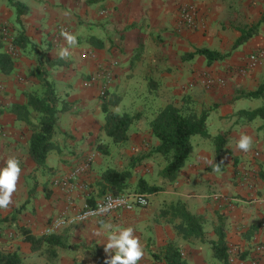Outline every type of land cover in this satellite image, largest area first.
Segmentation results:
<instances>
[{"label":"crops","instance_id":"1","mask_svg":"<svg viewBox=\"0 0 264 264\" xmlns=\"http://www.w3.org/2000/svg\"><path fill=\"white\" fill-rule=\"evenodd\" d=\"M19 1L26 4L27 11L15 25L14 7L9 0H0V36L1 27L7 25L10 36L23 33L27 38L25 46L14 45L18 53L13 70L0 72V127L4 132L0 135V166L14 156L22 169L12 203L0 208V248L16 250L23 262L24 256L38 254L45 259L41 264H97L96 251L105 258L110 255L104 251L108 232L130 226L143 246L138 264H165L154 257L169 243L181 250L189 264H223L211 248L218 239L215 228L219 223L227 244L241 246L247 237L264 242L261 119L247 120L240 113L258 107L253 101L257 98L242 94L256 89L264 79V0ZM184 2L195 6L194 28L178 26L179 6ZM58 24L69 31L58 30ZM253 25L256 32L234 47L242 29ZM65 32L75 35L78 44L68 45ZM64 48L70 55L61 57ZM199 48L227 55L208 61L196 52ZM254 52L262 55L248 67L246 62ZM205 75L213 83L205 84ZM43 79L58 94V107L63 102L68 106L57 113L52 137L56 149L48 152L44 166H38L28 150L31 125L17 119L11 109L14 104L27 103V92L42 93ZM104 83L106 94L120 100L112 110L137 114L121 142H112L103 130L100 103ZM167 104L198 114L208 111L206 129L210 134L191 137L192 151L172 181L161 175L166 161L155 151L159 139L149 124ZM31 119L36 120L35 112ZM241 133L252 138L248 152L235 147ZM100 144L107 145L105 153L99 151ZM89 154L93 155L91 167L78 177L79 187L70 194L77 206L93 204L110 192L102 185L107 168L132 172L124 191L139 178L160 189L147 193L153 195V201L146 207L107 214L121 216L118 221L102 223L101 216L60 228L53 235H59L66 245L56 248L54 259L32 251L21 228L42 235L67 198L52 180L67 175ZM137 158L138 164L134 163ZM177 201L200 217L202 237L182 236L175 228L179 219L164 213ZM145 211L161 212L173 227L148 220L150 216L136 218ZM128 216L132 219L127 220Z\"/></svg>","mask_w":264,"mask_h":264},{"label":"trees","instance_id":"2","mask_svg":"<svg viewBox=\"0 0 264 264\" xmlns=\"http://www.w3.org/2000/svg\"><path fill=\"white\" fill-rule=\"evenodd\" d=\"M98 0H87L88 3ZM16 12V20L27 11V6L19 0H9ZM256 32V25L247 29H242L240 37L236 40L234 47L243 43L251 35ZM96 39V38H95ZM99 40L96 39V42ZM5 41L0 36V72L9 73L13 70L15 64V56L5 48ZM27 43V38L23 33H18L13 37L11 44L23 47ZM196 52L204 54L208 61L219 59L227 54H220L207 48H199ZM60 61V59H57ZM51 64L53 59L48 60ZM43 91L40 94L27 92L26 104H14L12 112L17 119L23 120L31 125L32 133L29 140V154L35 161L36 165L44 166L48 152L56 149V144L52 141L57 121V113L64 111L68 106L63 102L58 107V94L49 81L43 79ZM243 97L261 98L262 103L252 110H242L240 113L247 120L256 117L261 119L260 129L263 132L264 141V79L259 83L256 89L244 92ZM119 97L109 96L106 91L102 93L100 103L101 110L104 114L103 130L110 137L112 142H121L127 137V130L130 124L137 118V114L127 112H117L112 110L119 103ZM32 112L36 113V120L31 119ZM208 111L203 110L199 114L186 110L180 106L167 104L161 107L150 120V128L154 136L159 139V144L155 151L160 153L166 164L161 170V175L168 181L175 179L178 170L184 165L190 152L192 151L191 137L200 135L202 137H210L206 129V118ZM217 136H213L216 139ZM99 151L106 152V144H100ZM132 176L130 170L119 171L115 168H107L102 173V185L104 190L107 189L111 193H119L124 191L129 185L128 180ZM160 189L158 185H150L142 178L138 179L135 191L152 193ZM164 213H170L172 217L178 218L179 222L175 225L176 230L184 237H202L204 234L200 217L190 213L185 205L177 201L171 204ZM218 239L211 243L214 257L223 264H227V243L224 238V230L221 223L216 226ZM23 239L30 243L32 251L39 254H45L49 259L56 257V248L65 246V242L61 240L59 235H39L32 234L28 229L21 228ZM97 264H105L106 258L102 253L96 251ZM156 258L162 260L165 264H189L183 257L181 250L173 243L167 244L163 251L155 254ZM0 264H24L23 257L16 251H9L0 248Z\"/></svg>","mask_w":264,"mask_h":264},{"label":"built area","instance_id":"3","mask_svg":"<svg viewBox=\"0 0 264 264\" xmlns=\"http://www.w3.org/2000/svg\"><path fill=\"white\" fill-rule=\"evenodd\" d=\"M178 26L181 28H194L197 25L195 6L190 2H184L179 6ZM58 30L69 31V29L63 24L57 25ZM1 38L7 43V50L17 56V48L11 44L13 39L9 35V29L7 25L1 27ZM262 54L254 52L248 57L247 66L252 67L258 61ZM241 71L244 72L245 68L242 67ZM105 75L109 76L110 71L106 69ZM219 83L223 80L219 79ZM213 83L212 80L205 75V84ZM107 83H104L103 92L105 91ZM102 92V93H103ZM4 134L3 129L0 127V135ZM93 160V155H86L82 161L76 165L67 175L55 177L52 180L53 185L60 187L67 194L65 205L61 210L53 216L43 229L42 234L51 235L56 233L60 228L71 226L78 222L86 221L93 217H101L117 210H132L135 207H146L149 204L148 194L145 192L137 191H123L119 193H104L93 204L84 203L82 206H77L70 195L75 191L78 185V177L87 172ZM101 206L109 207V211L100 213ZM264 252L263 242H255L254 254L240 258L239 250H234L231 247H227V264H260V257Z\"/></svg>","mask_w":264,"mask_h":264},{"label":"clouds","instance_id":"4","mask_svg":"<svg viewBox=\"0 0 264 264\" xmlns=\"http://www.w3.org/2000/svg\"><path fill=\"white\" fill-rule=\"evenodd\" d=\"M68 45L78 44L75 35L68 32L63 33ZM59 55L65 57L70 55L67 48L60 51ZM237 150L248 152L252 147V138L244 133L239 135L235 142ZM214 160V159H213ZM219 163H217L218 165ZM216 171L219 170L217 167ZM22 169L17 158H7L5 164L0 166V208H7L12 203L13 193L16 191L17 181ZM109 207L101 206L100 213L109 211ZM111 229V226H106ZM105 253H110L106 257L105 264H138L143 257V248L138 237L134 235L132 227H116L115 230L108 232L106 243L104 244Z\"/></svg>","mask_w":264,"mask_h":264},{"label":"rangeland","instance_id":"5","mask_svg":"<svg viewBox=\"0 0 264 264\" xmlns=\"http://www.w3.org/2000/svg\"><path fill=\"white\" fill-rule=\"evenodd\" d=\"M20 20H16V17L14 18V24L16 25V24H18V22H19ZM253 101L255 102V104L256 105H261V103H262V99L261 98H257V99H253ZM256 118H259V117H256ZM260 119V118H259ZM134 163H139V158H137L135 161H134ZM147 176V175H146ZM135 188H136V184L135 183H131V188H130V190L129 191H133V190H135ZM151 197V198H150ZM152 198H153V195H149L148 196V199L150 200L151 199V202L153 201L152 200ZM150 216V218L148 219V220H150L151 218H153V219H155L156 220V222H160L161 221V223H165V224H168V225H171L170 223H172V222H170V221H168V219L165 217V216H163V215H161V212H160V214H159V212L157 211V212H149V211H145L144 213H138V214H136V218L138 219V217H139V220H143L144 218H146L147 219V217H149ZM126 217V215L124 216V218ZM165 217V218H164ZM120 218H121V216L120 217H116V216H112V215H107L106 217H102L101 218V221H102V223H106L107 221H118V220H120ZM141 218V219H140ZM127 220H131L132 219V217L131 216H128L127 218H126ZM154 220V221H155ZM164 221V222H163ZM172 227H173V225H171ZM118 227V226H117ZM137 230L138 231H140V230H142V228L141 227H138L137 228ZM137 233V232H136ZM136 235V234H135ZM138 239L140 240L141 238H139L138 237ZM247 243H245V244H243V245H239V244H233V243H229V244H227V247H231V248H233L234 250H239V255H240V258H245L246 256H251V255H253L254 254V244H255V242H254V239H253V237L251 238V237H247ZM263 244H264V242H263ZM143 247V246H142ZM22 253H24V250H22ZM183 256H184V254H183ZM263 257H264V252H263V254L261 255V257H260V262H263V263H260V264H264V261H262V259H263ZM24 264H32V263H34V264H41L45 259L43 258V257H41L40 255H38V254H35V255H33V256H24ZM154 258H156V257H154ZM61 262H63V260L61 259ZM67 262V261H66ZM76 261H74V263H75ZM219 262H221L220 260H219ZM63 263H65V262H63ZM222 263V262H221ZM57 264V263H56Z\"/></svg>","mask_w":264,"mask_h":264}]
</instances>
